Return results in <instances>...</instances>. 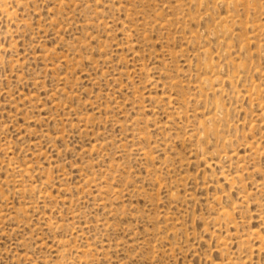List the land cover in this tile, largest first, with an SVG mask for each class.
I'll return each mask as SVG.
<instances>
[{
    "label": "rangeland",
    "instance_id": "rangeland-1",
    "mask_svg": "<svg viewBox=\"0 0 264 264\" xmlns=\"http://www.w3.org/2000/svg\"><path fill=\"white\" fill-rule=\"evenodd\" d=\"M0 264H264V0H0Z\"/></svg>",
    "mask_w": 264,
    "mask_h": 264
}]
</instances>
